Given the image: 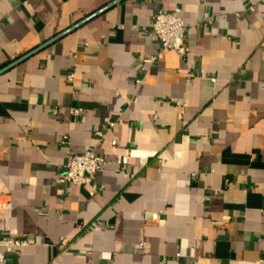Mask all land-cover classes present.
<instances>
[{"label":"crops","instance_id":"0c3cea01","mask_svg":"<svg viewBox=\"0 0 264 264\" xmlns=\"http://www.w3.org/2000/svg\"><path fill=\"white\" fill-rule=\"evenodd\" d=\"M176 6L185 56L151 30ZM87 149L94 193L59 181ZM2 237L3 264L264 257V0H0Z\"/></svg>","mask_w":264,"mask_h":264},{"label":"built area","instance_id":"2783aa9c","mask_svg":"<svg viewBox=\"0 0 264 264\" xmlns=\"http://www.w3.org/2000/svg\"><path fill=\"white\" fill-rule=\"evenodd\" d=\"M151 30L159 39L161 48L174 49L181 56H185L188 53L180 7L176 6L169 11L159 9L152 17ZM155 59L156 56L152 55L148 61L153 62ZM79 111V108L72 109L74 114L79 113ZM109 125H113V122H110ZM95 133L98 136H103L102 130H97ZM105 164L106 158L92 149L74 152L68 159L64 172L59 176V181L62 184H88L91 187V193H94L98 189L95 178ZM25 244L26 241L24 239L17 237L0 238V264L6 261V253ZM254 264H264V257L258 258Z\"/></svg>","mask_w":264,"mask_h":264}]
</instances>
